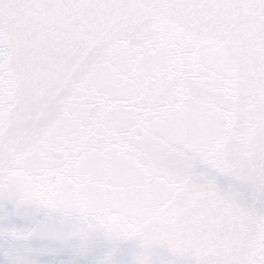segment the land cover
Instances as JSON below:
<instances>
[{"label": "snow or ice", "instance_id": "1", "mask_svg": "<svg viewBox=\"0 0 264 264\" xmlns=\"http://www.w3.org/2000/svg\"><path fill=\"white\" fill-rule=\"evenodd\" d=\"M0 264H264V0H0Z\"/></svg>", "mask_w": 264, "mask_h": 264}]
</instances>
